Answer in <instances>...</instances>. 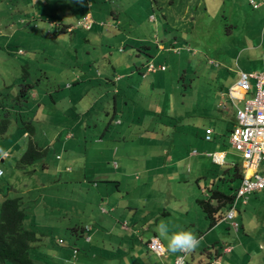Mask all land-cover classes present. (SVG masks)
<instances>
[{"label": "rangeland", "instance_id": "obj_1", "mask_svg": "<svg viewBox=\"0 0 264 264\" xmlns=\"http://www.w3.org/2000/svg\"><path fill=\"white\" fill-rule=\"evenodd\" d=\"M87 16L96 24L91 32L78 25ZM263 20L264 9H254L250 0H161L158 5L153 0H83V4L77 0H0V109L10 111L0 112L1 120H10L9 125L0 121V149L8 152V159L0 158V169L6 172L0 179V192L5 188L7 195L11 189V198L21 194L26 228L46 235L31 251L33 259L38 256L40 264H46V252L53 255L66 247L78 250V264H151L156 259L141 239L157 235L168 242L157 231L164 223L168 235L192 231L205 245L190 251V259L196 264L206 260L204 239L216 227L210 228L199 201H208L213 189L230 193L229 184L236 186V181L228 183L216 175L231 163L241 167L244 160L234 153L223 166L204 167L194 158L185 163L193 171L182 175L168 171L167 164L175 166L171 162L187 150H220L219 135L232 126L235 108L229 90L239 80L238 72L264 71ZM19 49L27 55H19ZM119 60L124 66L121 74L126 66L131 70L125 74H136L135 81L127 78L119 88L134 91L136 99L125 107V113L118 109L116 116L103 101L96 102L94 109H84L81 104L97 100L99 85L106 87L104 77L113 74L110 61L117 66ZM144 60L165 66L166 71L143 78L138 68ZM96 74L103 75L98 77L101 84L92 79L94 87L89 85L85 103L83 94L74 95L76 88L71 94L63 88L52 93L57 109L30 97L28 105H21L23 84L39 81L43 83L40 90H46L49 84ZM107 89L112 102L118 86ZM48 99L53 107V99ZM36 105L42 108L41 114L33 110ZM26 109L29 114L24 113ZM55 112L56 127L52 125ZM31 120L35 129L26 137L24 121ZM5 125L8 128L2 131ZM208 128L216 132L212 142L205 140ZM151 133L159 140L154 145L143 143ZM68 134L72 135L68 138ZM33 142L46 156L25 165L22 156ZM163 147L175 149L174 158L162 152ZM125 155L132 156L131 161L112 174L114 163L120 164ZM61 166L71 171L60 170ZM96 184L101 191L109 185L113 194H99ZM110 200L118 213L111 212ZM103 209L107 213L102 214ZM256 217L255 229L246 226L241 238L264 237V210ZM246 219L243 216L239 223ZM121 225L131 231L128 242L137 246L133 251L118 238L123 237ZM219 226L215 236L208 237L210 244L238 238L230 222L222 220ZM77 227H92L94 231L87 236L93 242L76 235ZM58 239L66 244L60 246ZM44 243L47 251L42 250ZM166 250L169 257L175 256L176 252Z\"/></svg>", "mask_w": 264, "mask_h": 264}, {"label": "crops", "instance_id": "obj_2", "mask_svg": "<svg viewBox=\"0 0 264 264\" xmlns=\"http://www.w3.org/2000/svg\"><path fill=\"white\" fill-rule=\"evenodd\" d=\"M153 1L157 5L161 2V0H153ZM257 3L259 4V7L257 9L256 8H254V9H256V10H259V9H262V8L264 9V0L261 1V2H257ZM151 17H152V19L154 21L156 20V18L153 15ZM85 19H86V22H88V24H90L89 27H85V26L80 25V23L83 22ZM78 25L81 26L85 31L91 32V31L94 30V27H95L96 24L93 21H91L89 19V17L87 16V17L82 18V21H80L78 23ZM99 28H104V25H100ZM66 30L72 33L70 27H68ZM97 31H99V29H97ZM134 44L135 45L137 44L136 40H134ZM161 48H162V46H161ZM132 49H135V46H133ZM20 51H23V52L20 53ZM18 54L19 55H22V56H26L27 55V53L23 49H19L18 50ZM110 63H111V67L113 69V72H112L113 74H108L107 76L104 77V80L102 81L103 84L106 87L104 88L103 86L99 85L100 86L99 89H98L99 96H98L97 100H95L94 103H90V105H88V106H87V104H81V106L84 107V109H94L95 107H93V105L96 104V102L99 103V102L103 101L104 102V105L106 104V109H114V115L116 116L117 113H118V111H119L118 109H124V113H125V107L130 106L132 104V101H134V99H136V97H134V94H135L134 91L127 90V93H126L124 89H120L119 88L120 83H122L127 78L128 79L130 78L132 81H135L136 74H134L132 76H131L130 73L125 74V73H127V70H131V68L128 67V66L125 67V69L123 70V72L121 74V72L119 71V69L120 68L123 69L124 66H123L122 61H120V60H119V63L120 64L117 62L118 63L117 66H115L112 61H110ZM151 64H153V63L151 62ZM151 64H150V61L148 62V61H145L144 60V63L142 64V68H138V72L143 75V78H147V76L149 74H151V73L157 74L159 71H162V72L166 71V70L163 71V70L160 69L161 67H165V66H161L159 68V67H156L155 64H153L157 68V71L156 72H148V66L151 65ZM90 71H91V69H90ZM241 72H243V71H240V73ZM91 73H93V70L91 71ZM240 73L238 72V77H239ZM46 76H47V74L45 75V77ZM102 76L103 75L96 74V76L94 78H92L91 75L89 77H87V76L85 77L84 76V78H82V76H79L78 75L77 77L72 78V81L71 80H67V82L65 84H63V81L64 80L59 85L53 84V86H50V84H49L47 86L46 90L45 89L40 90V88H42V86H43V83L38 81V80L41 79L40 77H38L37 78V81L38 82L35 83V84H33V86L30 87L29 89H27V92L24 95L23 102H22L21 105H22V107L28 105L29 100L35 101V102L36 101H41L40 105L43 104L48 109H52V110L53 109H57L56 106H57L58 101H57V98L54 97V95L52 93L54 92V90L63 89V88L65 90H68L70 92V94L72 93V90L74 88H76V91H75L74 95L75 96H78V95L81 96L83 94V96L81 98V101H82V103H85V101L83 100V97L92 88L89 85L93 82V80H95V82H97V84H101V81L98 79V77L101 78ZM41 81H43V80H41ZM70 82H72V83H70ZM79 83H83V84H81L78 87V84ZM31 85L32 84L30 83V86ZM92 86L94 87V84ZM109 86H114V87L115 86H118V89H115L114 92L112 91L113 92V101H112L113 103L110 102L111 97H110L109 89H107ZM88 87H90V88L88 89ZM81 88H83V89H81ZM122 92H124L125 95H123L122 96L123 99L120 100V96L119 95L122 94ZM47 95L50 98L53 99V103H54L53 107L50 106L51 105V102L49 101V99H48L49 97ZM131 95L133 96L132 98H130ZM136 96H138V95H136ZM25 98H27V99H25ZM28 98H29V100H28ZM141 98H143V97H141ZM112 105H113V108H112ZM220 106L222 107L221 104H220ZM33 110L36 111L38 114H41L43 112L42 111V108H40L39 105H36L35 107L33 106ZM234 111H235V109H234ZM0 112H2V110ZM24 113L29 114L30 113V109H26V112H24ZM107 114L109 115L110 112H107ZM36 118H38V115H37ZM114 119L112 120V122L114 121V123H115L117 120H114ZM55 120H56V112H55L54 119H53V124H52L54 127H56V123L54 122ZM60 122H62V121H60ZM24 124H28L27 126L28 127H31V130L34 132V129H35V126L33 125L34 124V121H32V120L29 121V122H25L24 121ZM123 124L124 123H121V126H123ZM235 124H236V111H235V113H233L232 126L227 130V133H226L227 135L224 134V133H223V135H219L220 138H221L220 145H219V148H220L219 151L217 150L216 152H211L210 151V147H207V148H204V149L202 148L201 153H198L197 151H194V150L192 151V149L191 150H187V152H184V154L179 158V160H177V162H175V161H172L171 162L172 164L173 163H177L175 166H174V164L173 165L167 164V165H169L168 166V171L172 172L175 175H178V174L179 175H182L184 172L185 173L186 172L188 173L190 171V169H191V172H192L193 170L190 167V165L189 166L187 165L188 166L187 167V166H185V163H187L189 160H192L194 158H196L197 160L199 159V161L202 162V164H203L204 167L205 166H210V165L211 166L212 165L213 166H221V165L215 164L214 161H213V159L210 156V155L215 154V153H224L225 156H226V160L229 157L233 156L234 153H236V155L239 156L240 154H238L237 152H235L232 149V147L230 145V142H229V135H230L233 127L235 126ZM210 129H212L214 131V135H216L215 130L213 128H210ZM31 134H32L31 132H28L26 130V133H25V136L26 137H31ZM71 135L68 134L67 135L68 138ZM157 138L158 137L155 136V133H151L150 136H145L143 138V143L154 145L155 142H157L156 141ZM158 140H159V138H158ZM213 140H214V136H213ZM143 143L140 142L141 145H143ZM31 146H35L36 148H38L40 150H43V149H41L39 147V145L37 143H34L33 142V143H31ZM225 147H227V148H225ZM162 152H166V154H169V156H170L171 159L174 158L175 149L174 150L171 149L170 151H166L165 148L163 147V151ZM118 153H119V150H118L117 154ZM125 156L126 157H123V158L120 159V164L114 163V167L112 169L113 172H111L112 174H114L115 171L118 172L121 169V167H122V170H123L125 168L124 166L126 165V163H128L129 161H131L132 156H130V155H125ZM239 157H241V156H239ZM4 158H7L8 159V156L7 157H3V159ZM9 159H10V157H9ZM61 161H63V157H62ZM63 165L64 164H62V166ZM234 165H235L234 163H231L229 165V167H227L224 170L223 173L220 171L219 173H217V175L216 174L215 175L217 177L218 176L221 177L220 179H225V181H228V183H231V182H235L236 181V183H237L236 186H233L232 184H229L231 186V190H232L230 193H226L223 190L221 191V192L225 193L226 195H234V198H235L236 190L239 188V186L241 184V181H242V178L244 177L245 174L251 175V172L252 171L251 170H247L245 168V166H244V163H243V165L239 168V174L241 176L240 177H237L235 175L236 172H235V169H234ZM62 166L60 167V170L61 169L62 170L64 169V170H67V171H71V169H69L67 166H64L65 168L62 167ZM43 167L45 168L46 167V164H44ZM20 168H21V166H20ZM215 175L213 177V179H214L213 181H215ZM4 177H6V172H4L3 177L0 178V179H3ZM140 181H141V179H140ZM95 186H97V188L99 189V192L98 193L101 194V195H106L107 194L108 197H109V195H112L113 194L112 193L113 190H112V188L110 189V186L109 185H107L106 188L104 190H102V191L100 190V187L97 184ZM8 190H9V192H7V195L5 194V192H6L5 188H3L1 190V192H0V208H1L2 203L7 198H11V196H10L11 195L10 194L11 193V189H8ZM218 190L220 191V189H218ZM262 192H264V191L257 192L255 194L250 195L249 198H248L247 204H244L242 200H240L239 202H237V204H236L237 217H236L235 220L239 224L240 227H239V230L238 231H236L235 229L232 228L234 230V232H236V234L238 233V236H237L238 238L236 239V238L233 237L230 240L232 242L229 243L225 239V241H223L221 245H216L215 244L216 241L211 242L212 244H210V242L208 240V237L215 236V231L217 229L220 230L219 229L220 228L219 224L224 219L220 220V222L218 224H216L214 227H211V222H210V228H212V229L215 228V227L216 228L208 236H206L205 239H204V242L208 243V246H207L206 251H205L207 258H205L206 260H203V261L200 260L197 264H199V263H205L206 264V263L212 261L213 259H217V261H218L219 264H264V237L263 238H259V236L257 238H251L249 236H247V237L245 236L244 238H241L240 237V235H241L242 232H244V233L246 232V226H250L251 228H252V226H254L253 229H255V226H256L255 224H257V219H256L257 217H256V215H260L261 211L264 210V194L260 195V193H262ZM21 196H22L21 194L18 195V197H21ZM210 197H211V195H210ZM234 198H233V200H234ZM199 204H200V202H199ZM232 204H233V201H232L231 204L228 205V208L230 206L232 207ZM109 205H111V207H112L111 208V212L113 214H116V213L119 212V208L115 207L112 204L111 200L109 201ZM212 205L215 206V207H217L218 206V202L216 200H213L212 201ZM238 209H241V210H238ZM244 210L246 211L245 214H243V211ZM125 212H128V210L125 209ZM250 212H252V215H251ZM105 213H107V211H106V209H103L102 214H105ZM225 216H226V214H225ZM243 216L244 217L246 216L249 219H246L242 223H239L240 222L239 220H243ZM145 217H147V216H145ZM226 222H228V221H226ZM245 223H247V225H245ZM230 226H231V224H230ZM120 227H122L121 232L123 234V237L122 238L121 237H118V238L122 239L121 242H124V243L126 242L124 244V246L125 247L129 246V248H131V251H133L134 246L135 247H137V246H136V243L130 244L128 242L131 239L130 236L127 235V234H129V232H131L130 229L126 228L124 225H121ZM242 228H243V231H241ZM29 230H31V229H29ZM34 231H36L37 233H39V231H37V230H34ZM89 231L90 232H93L94 229L92 227H89L88 229L85 230L86 233L85 232H82V235L83 236L84 235L87 236V232H89ZM263 232H264V225H263ZM39 234L42 235L43 241H44L46 235L45 234H41V233H39ZM78 234L79 233H77V235ZM154 237H157L159 239V237L157 235L151 236L148 239H143V238L141 239V241L144 242V244H146L145 245L146 246V250H148V252H150L153 255V257L156 259V262H154V263L151 262V264H169L170 260L173 261V259L176 257V255H179L180 254V252H176L175 256H173L174 254H171V256L169 257L168 251H167L166 257H162V258L160 257L161 259H159L158 258L159 256L157 257V255L154 252L150 251V249L148 247L149 241L152 238H154ZM224 237H226V236H224ZM211 239H213V238H211ZM43 241L40 242V243H37L35 245L34 249L37 248V247H39L40 244L43 243ZM60 241H62L63 243L61 244ZM160 241L163 243V245L166 248L168 242H166L163 239L160 240ZM57 242H58V244L60 246L66 244V242H64L63 239H58ZM86 242L87 243L93 242L92 241V237L91 236H87L86 237ZM46 243H44V244L46 245ZM203 245H205V243H203V241H200L199 246L197 248H199V247H201ZM226 249H229V252L228 253L225 251ZM42 250L43 251H47L48 250V246L46 245V248H42ZM75 250L77 251L76 254L74 253ZM140 251H141V249L139 248L137 250V252L140 253ZM46 253L49 255V257L47 255L43 257V261L46 264H69V262H71V260H75L74 261V264H78V254H79V252H78V250L76 248H74L73 250H70V249H66V247H64V248H61L59 251H57L55 254L53 253V255H50L48 252H46ZM31 256H32V253H31ZM35 258L37 260L33 259V257H32V259L34 261V264H40L41 262L38 260L40 257L37 256ZM187 260L190 263L196 264L195 263L196 261L195 262H192V260L190 259V253H189L188 257H187ZM172 261H171V264H174V262L172 263Z\"/></svg>", "mask_w": 264, "mask_h": 264}, {"label": "built area", "instance_id": "obj_3", "mask_svg": "<svg viewBox=\"0 0 264 264\" xmlns=\"http://www.w3.org/2000/svg\"><path fill=\"white\" fill-rule=\"evenodd\" d=\"M254 8H258L259 4L255 0H250ZM85 21V22H84ZM80 25L89 27L90 24L86 19ZM23 51H20L22 53ZM165 70V67H161ZM157 68L151 64L148 66V72H156ZM250 96H253L250 98ZM229 97L233 100L236 111V124L233 127L229 142L232 149L240 154L244 160V166L247 170H251V175L245 174L242 178L239 188L236 190L232 207L227 212L224 220L230 222L233 229L239 230V224L236 222L237 210L236 204L240 200L247 204L250 195L264 191V72L261 73H244L241 72L239 80L230 87ZM237 100L242 106H239ZM214 131L206 130L205 140L211 142L213 140ZM214 163L224 165L226 156L224 153H215L210 155ZM4 175V171L0 169V178ZM62 244L63 242L60 241ZM148 247L159 257H166L167 250L163 243L157 238H152ZM227 253L229 249L225 250ZM76 254L77 251L75 250ZM190 252H180L174 260V264H194L187 260ZM205 264V263H199ZM206 264H219L217 259Z\"/></svg>", "mask_w": 264, "mask_h": 264}, {"label": "trees", "instance_id": "obj_4", "mask_svg": "<svg viewBox=\"0 0 264 264\" xmlns=\"http://www.w3.org/2000/svg\"><path fill=\"white\" fill-rule=\"evenodd\" d=\"M66 29V28H65ZM64 29V30H65ZM29 83L23 84L21 92L23 93L20 102H23L24 95L27 89L32 87ZM27 99V98H25ZM6 113L10 112L7 109ZM1 112V113H2ZM6 115V114H5ZM4 124H10L9 121L1 120ZM8 125L2 127V131L8 128ZM25 124V130L32 132L31 127ZM213 141V140H212ZM46 156V151L40 150L35 146L30 148L22 156V161L25 165H32L37 161L43 159ZM239 166L234 165L235 175L240 177ZM234 195H226L225 193L214 189L211 192V197L208 201H199L203 206L207 214V218L211 222V227H214L224 219L225 214L230 210ZM24 197L7 198L1 205L0 208V264H34L31 256V251L34 249L37 243L43 241L42 235L34 230H29L25 226V219L27 217L26 208L24 207ZM216 200L218 206L212 205V201ZM80 228V229H79ZM85 227H77L75 233H79L81 236L82 232H85Z\"/></svg>", "mask_w": 264, "mask_h": 264}, {"label": "clouds", "instance_id": "obj_5", "mask_svg": "<svg viewBox=\"0 0 264 264\" xmlns=\"http://www.w3.org/2000/svg\"><path fill=\"white\" fill-rule=\"evenodd\" d=\"M77 2L83 4V0H77ZM7 155L8 152L6 150L0 149V158L7 157ZM157 231L160 233V236L167 239L168 250L173 253L190 252L197 248L200 243L197 236L190 230H181L168 235V226L164 223H161L158 225ZM69 264H71V262H69Z\"/></svg>", "mask_w": 264, "mask_h": 264}]
</instances>
